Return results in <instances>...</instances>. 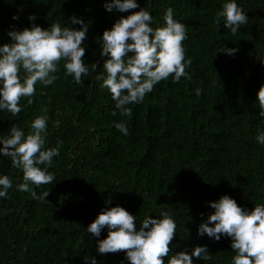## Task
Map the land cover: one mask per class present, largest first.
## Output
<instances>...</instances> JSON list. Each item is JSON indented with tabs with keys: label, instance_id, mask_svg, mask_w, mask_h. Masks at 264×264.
Listing matches in <instances>:
<instances>
[{
	"label": "trees",
	"instance_id": "1",
	"mask_svg": "<svg viewBox=\"0 0 264 264\" xmlns=\"http://www.w3.org/2000/svg\"><path fill=\"white\" fill-rule=\"evenodd\" d=\"M105 2L0 0V46L12 42V30H47L53 23L79 30L70 20L76 17L88 26L83 60L89 67L97 64L78 85L66 78L61 61L52 85L36 83L31 105L22 97L17 116L0 110V139L13 124L30 134L32 121L46 115L45 150L62 141L48 168L54 181L30 185L37 195L49 192L43 200L18 191L23 172L0 155V176L12 181L7 197H0V264H90L88 257L97 264H130L124 252L98 253L97 241L107 237V228L99 237L86 231L102 210L115 206L136 216L137 229L146 216L168 213L176 223L169 257L206 246L211 259L193 257V264H231V238L217 242L198 229L215 211L210 202L224 195L246 211L264 204V144L256 140L264 132L256 98L264 85V0H235L248 17L235 35L223 18L216 23L230 0H136L139 7L127 12H108ZM168 7L187 28L190 78L162 80L142 102L126 106L131 116L121 115L96 79L107 59L97 38L142 8L153 17L151 27L163 26ZM223 48L238 51L229 55ZM117 123L126 126L127 135Z\"/></svg>",
	"mask_w": 264,
	"mask_h": 264
},
{
	"label": "clouds",
	"instance_id": "2",
	"mask_svg": "<svg viewBox=\"0 0 264 264\" xmlns=\"http://www.w3.org/2000/svg\"><path fill=\"white\" fill-rule=\"evenodd\" d=\"M104 7L108 12L114 9L127 12L139 5L136 0H106ZM221 18L232 35L248 23L247 15L235 0L222 5V10L217 13V24ZM13 19L18 17L13 16ZM70 20L80 24L81 28L76 30L53 23L47 30L33 26L22 31H9L12 42L0 46V110L17 116L22 111V97H28L27 103L31 105L36 83L52 85L59 78L53 74L59 71L61 61H64L66 78L71 76L78 85L84 82L83 77L97 70L96 63L89 67L83 60L85 48L81 45L88 26L76 17ZM152 20L150 12L142 8L121 17L97 38L100 55L107 59L102 64L103 72L96 79L102 81L101 87L110 92L116 102L115 108L124 116L132 115V109L127 105L142 102L162 80L172 77L173 83H178L181 77L190 78L186 68L192 61L185 59L183 44L187 39L186 25L174 19L171 7L164 13L163 26L154 29ZM221 51L233 55L238 49L223 48ZM200 91L196 89V94L200 95ZM256 98L259 116L264 117V85ZM43 111L46 113L47 109ZM116 114L112 112V115ZM30 127L31 133L25 135L13 124L9 134L0 139V155L10 157L12 166L22 170L23 182L17 185L18 191L29 192L33 199L43 200L49 192L37 195L30 185L39 187L54 181L55 176L48 168L52 166L53 158L59 156L62 141L45 150L46 115L37 116ZM115 127L124 135L128 134L123 123H117ZM256 140L264 144V132L257 135ZM11 187V179L7 175L0 176V197H7ZM210 207L215 211L209 215L207 223L200 224L198 234H207L217 242L221 236L231 238L235 253L231 264H264V204L246 211L233 198L224 195L218 201L210 202ZM161 217L146 216L137 229L136 216L115 206L102 210L86 231L99 237L104 228L108 229L107 237L97 241L99 254L124 252L130 264H165L164 258L172 251L170 245L176 235V223L166 212L161 213ZM193 257L207 261L211 254L206 246H197L191 255L185 251L176 252L167 259V264H193ZM85 260L97 264L94 257Z\"/></svg>",
	"mask_w": 264,
	"mask_h": 264
}]
</instances>
